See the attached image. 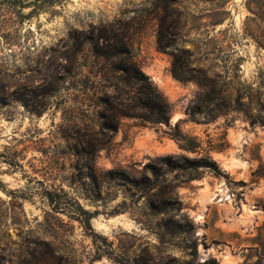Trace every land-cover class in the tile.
<instances>
[{"label": "rangeland", "instance_id": "rangeland-1", "mask_svg": "<svg viewBox=\"0 0 264 264\" xmlns=\"http://www.w3.org/2000/svg\"><path fill=\"white\" fill-rule=\"evenodd\" d=\"M0 2V264H264V122L251 121L264 114V0ZM110 31L128 38L171 105L169 122L123 118L85 154L100 139L99 96L112 90L74 101L72 85ZM171 51L189 79L172 75ZM165 154H208L222 175L176 184L179 209L164 216L138 181ZM167 219L181 230L166 232Z\"/></svg>", "mask_w": 264, "mask_h": 264}, {"label": "trees", "instance_id": "trees-1", "mask_svg": "<svg viewBox=\"0 0 264 264\" xmlns=\"http://www.w3.org/2000/svg\"><path fill=\"white\" fill-rule=\"evenodd\" d=\"M25 1L8 0L11 5L20 7L32 3V0ZM249 1L247 0V4ZM39 7L40 5L34 4L32 9L36 10ZM3 24L5 23L0 21V27ZM99 38L102 41L101 46L95 43L92 47V60L88 66L84 83L79 84L74 81L72 85L75 92L74 101H79L77 98L80 94L86 95V90L93 92L99 86L112 90L110 94L104 91L99 96L101 110L99 111L98 134L100 139L95 143L89 142V148L85 154H94L96 150L110 142L111 135L116 132L118 123L123 118H133L142 123L167 125L171 111V105L166 97L140 68L138 60L131 51L128 38L114 31H110L108 34L102 33ZM160 47L162 46L160 45ZM170 54L173 58L172 75L180 80L189 79L190 76L187 74L186 68L180 65L178 54L172 51ZM196 81L202 89L211 84V80L205 76ZM219 94L220 89L216 91L213 99H210L214 100L217 110L226 105L223 97ZM1 99L0 97V103ZM251 121L264 122V114L252 116ZM173 136L176 140L183 141L182 146L184 147H191L193 143L191 139L177 132ZM200 170H207L215 176L222 175V171L208 154L192 158L184 155L165 154L146 162L141 168L138 182L143 188L146 205L151 213H160L165 216L172 210H178L180 201L173 196L174 186L196 176ZM172 171H176V174L172 175L171 180L167 184L163 183L158 186V182H164L165 176H170ZM173 224L171 226L169 220L163 221L161 227L169 234H175L181 229L178 223L173 222ZM158 239L160 242H164L163 234L158 235ZM191 248L195 252V246L192 245ZM190 262L192 261H188L186 264H190ZM196 264H218V262L215 258L209 257Z\"/></svg>", "mask_w": 264, "mask_h": 264}, {"label": "bare ground", "instance_id": "bare-ground-1", "mask_svg": "<svg viewBox=\"0 0 264 264\" xmlns=\"http://www.w3.org/2000/svg\"><path fill=\"white\" fill-rule=\"evenodd\" d=\"M153 73H154V71H153ZM157 73H158V72H157ZM158 74H159V73H158ZM160 76H161V75H160ZM152 77H153V76H152ZM154 78H156L157 81H159V76H157V74L154 75ZM161 79H162V78H161ZM232 163H233V161H232ZM210 195H212V194H210ZM245 215H246V216H249V215H251V212H250L249 210H246V211H245ZM224 261L228 263V260H227V259H225Z\"/></svg>", "mask_w": 264, "mask_h": 264}, {"label": "water", "instance_id": "water-1", "mask_svg": "<svg viewBox=\"0 0 264 264\" xmlns=\"http://www.w3.org/2000/svg\"><path fill=\"white\" fill-rule=\"evenodd\" d=\"M223 263H224V264H231V262H230V261H228V263H227V262H225V261H223Z\"/></svg>", "mask_w": 264, "mask_h": 264}]
</instances>
